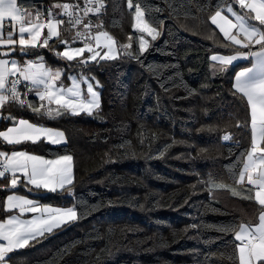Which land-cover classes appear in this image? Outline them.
Returning <instances> with one entry per match:
<instances>
[{"label": "trees", "instance_id": "obj_1", "mask_svg": "<svg viewBox=\"0 0 264 264\" xmlns=\"http://www.w3.org/2000/svg\"><path fill=\"white\" fill-rule=\"evenodd\" d=\"M63 1L24 0L45 14ZM133 2L141 4L146 18L162 21L157 40L146 36L153 47L144 54L143 64L123 58L82 67L56 55L62 47L58 42H49L52 50L39 49L50 66L64 68L65 82L70 74L99 78V120L84 113L50 119L6 105L7 116L64 131V144L41 140L0 145L8 152L28 150L47 158L72 155L74 196L34 197L41 204L75 203L81 215L47 239L14 252L11 264H232L228 255L233 234L209 225L258 219L257 202L208 182L211 178L236 184L232 175L237 159L250 148L252 137L250 122L248 127H236L247 112L229 91L233 68L226 75L218 62L210 60L225 40L207 18V0ZM106 3L104 28L119 44L131 36L136 48L138 33L127 0ZM65 30L62 25L66 35ZM30 100L38 106L37 98ZM10 123L7 120L2 127ZM226 133L232 140L223 141ZM5 183L1 178L0 184ZM16 190L27 192L22 187ZM9 192L0 188L1 219L7 216L4 203Z\"/></svg>", "mask_w": 264, "mask_h": 264}, {"label": "snow or ice", "instance_id": "obj_2", "mask_svg": "<svg viewBox=\"0 0 264 264\" xmlns=\"http://www.w3.org/2000/svg\"><path fill=\"white\" fill-rule=\"evenodd\" d=\"M54 7L61 11L54 13L50 8L45 15L24 0H0V110H5L6 105L16 104L41 117L53 119L65 114L91 116L101 106L100 92L94 87V84L99 86V81L81 73L79 78L70 76L71 86L65 87L61 80L64 69L47 66L38 54L39 49L52 50L49 42H58L65 47L56 55L69 64L77 61L82 67L89 62L99 65L123 58L143 64L144 54L153 47L146 36L155 41L161 35L158 27L162 21L146 18L145 9L133 0H127V9L133 14L132 27L138 33L136 48H133L131 36L127 43L118 45L107 31L98 30L92 35L93 27L102 28V22L93 25L86 18L90 13L99 18L106 11L105 0H84L83 7L79 3L56 4ZM206 7L207 18L223 34V47L229 50L226 55L211 54L210 60L218 61L219 71L226 75L229 67L233 66L229 91L241 101V107L247 112L243 121H237L236 127H248L250 122L251 128L250 148L238 157L232 179L241 186L245 183L250 185L247 189L249 194L243 199L254 200L260 206L257 220L209 227L220 233L233 234L228 255L232 264H264V0H216L215 4L207 0ZM61 17L68 18L71 28L82 25L83 30H77L70 37L62 34L61 26L65 19ZM77 40L83 41L82 47L72 46ZM13 53L20 58L14 57ZM33 54L36 59L28 58ZM240 61L247 62L249 66L241 67L237 63ZM82 83L87 85L86 94ZM29 94L37 98L39 106L27 98ZM4 118L12 121L11 126L0 131V139L6 144L36 143L41 139L53 145L66 142L63 131L28 119H17L11 114ZM232 138L230 133L222 137L223 141ZM0 178L7 180V183L0 184V188L11 192L4 203L6 219L0 220V264H10L12 257L9 254L13 251L28 247L30 242L39 243L81 218L75 203L66 207L41 204L38 199L15 191L22 187L33 196L42 193L74 196V163L70 154L47 159L26 151H0ZM208 182L214 188L230 187L211 178ZM230 191L233 196H241L235 188H230ZM209 194L215 199L212 188ZM212 211L220 209L212 208ZM28 214L30 218H24Z\"/></svg>", "mask_w": 264, "mask_h": 264}, {"label": "crops", "instance_id": "obj_3", "mask_svg": "<svg viewBox=\"0 0 264 264\" xmlns=\"http://www.w3.org/2000/svg\"><path fill=\"white\" fill-rule=\"evenodd\" d=\"M54 11V13H55V10H53ZM59 11H60V9H59ZM61 29H62V26H61ZM45 32H46V30H45ZM42 38H43V36H42ZM40 49H42V48H40ZM227 54H229V52L227 53ZM14 57H17V58H20L19 56H18V54L17 53H13L12 54ZM42 57H44L43 58V61L46 63V65L47 66H50L49 65V63H48V61H47V59H46V57L44 56V55H41ZM28 58H30V59H36V56L35 55H31V56H29ZM237 63H239L240 65H241V67H243V66H249V65H247V62H244V61H240V62H237ZM50 67H52V66H50ZM54 68V67H53ZM230 68V67H229ZM237 70H239V69H237ZM79 75V74H78ZM77 75V76H78ZM74 76H76V75H74ZM61 80L63 81V83H64V86L65 87H67L68 86V84H69V82H70V85H71V83H72V81H71V79H69V81L68 82H65V80H64V75L61 77ZM81 87H82V90L85 92V94H86V86H85V84H81ZM31 97H35L33 94H31ZM36 98V97H35ZM39 106V105H38ZM5 109H7V108H5ZM43 111H44V109H42ZM4 117H7V114H5V110H0V131H3V130H5L7 127H9V126H11L12 125V121H11V123L8 125V126H6V127H2L3 125H4V122L5 121H7ZM20 118H23V119H28L30 122H33L32 120H30L29 118H26V117H20ZM20 118H18V119H20ZM33 123H37V122H33ZM37 124H41V125H43V126H45V127H50V126H48V125H46V124H44V123H37ZM50 128H54V129H57V128H55V127H50ZM57 130H59V131H63V130H60V129H57ZM64 132V131H63ZM64 135H65V133H64ZM65 138H66V141H67V137H66V135H65ZM42 141H45L44 139H41ZM40 140V141H41ZM39 142V141H38ZM47 142V141H46ZM0 143H4L5 145H9V144H6L2 139H0ZM24 143H32V142H24ZM67 143V142H66ZM64 144V143H63ZM7 147V146H6ZM6 147L5 148H3V147H1V145H0V151H7L6 150ZM17 151H26V152H28V153H30V154H34V155H38V156H42V155H40V154H38V153H35V152H31V151H28V150H17ZM9 153H11V152H9ZM45 158H47V157H45ZM47 159H52V158H47ZM73 163H74V161H73ZM1 179V178H0ZM249 187H251L250 185H247L246 183H245V185H243V186H241V185H239V184H234L233 186H231V187H229V189L230 188H235L238 192H240L241 193V196H239V197H243V196H246V195H248L249 193H248V191H247V189L249 188ZM16 192H17V194H20V195H27V196H29V198H32V199H36L33 195H31L30 193H28V192H25V191H23V190H15ZM9 194H11V192H9L7 195H9ZM252 195L254 196V190H253V192H252ZM6 199V198H5ZM258 203V202H257ZM53 206H58V205H53ZM62 207H65V206H62ZM24 218H30V214H28V215H26ZM4 219H6V217L4 218ZM0 220H2L1 218H0ZM32 242H30V244H31ZM16 251H18V250H15V251H13L12 253H10L9 255L10 256H12L13 255V253L14 252H16ZM10 264H11V261H10Z\"/></svg>", "mask_w": 264, "mask_h": 264}, {"label": "built area", "instance_id": "obj_4", "mask_svg": "<svg viewBox=\"0 0 264 264\" xmlns=\"http://www.w3.org/2000/svg\"><path fill=\"white\" fill-rule=\"evenodd\" d=\"M63 3H79L81 7L84 6V0H65ZM105 3H106V1H105ZM106 13H107V3H106V11L102 15H100L99 18H97V16L95 14L90 13L86 19L91 20L92 24L96 25V24L103 22V20L106 16ZM62 18L65 19V24H66L67 28L71 29L70 31H68L67 36L70 37V36L74 35L77 30H83L82 25L77 26V28H71V25L68 23V18L67 17H62ZM97 30L98 29L93 27L92 35H94ZM72 45H83V41L77 40V41L73 42ZM30 97H31V94H29V96L27 98L30 99ZM6 175H8V174H6Z\"/></svg>", "mask_w": 264, "mask_h": 264}, {"label": "rangeland", "instance_id": "obj_5", "mask_svg": "<svg viewBox=\"0 0 264 264\" xmlns=\"http://www.w3.org/2000/svg\"><path fill=\"white\" fill-rule=\"evenodd\" d=\"M61 11V10H60ZM59 11V9H56L55 8V12H60ZM215 26V25H214ZM216 27V26H215ZM98 30H102V31H107L105 28H100V29H98ZM97 30V31H98ZM219 31V30H218ZM108 32V31H107ZM96 33V32H95ZM109 33V32H108ZM110 34V33H109ZM222 34V33H221ZM111 35V34H110ZM223 35V34H222ZM112 36V35H111ZM116 40V39H115ZM118 43V42H117ZM225 43V42H224ZM222 45H221V47H216V49H215V51L212 53V54H214V53H219V54H221V55H226L228 52H229V50L228 49H224L225 47H223V43H221ZM118 45H119V43H118ZM73 47H82L83 45H72ZM220 46V45H219ZM64 47L65 46H62L61 48H59L58 50H55V53L57 52V51H60V52H62L63 50H64ZM85 56H87L88 54L87 53H85L84 54ZM44 58V57H43ZM61 58V57H60ZM62 59V58H61ZM63 61H66V60H64V59H62ZM218 62V61H217ZM219 63V62H218ZM61 68H63V67H61ZM230 68H233V66H230ZM64 69V68H63ZM84 75H88V76H91V77H94L95 78V80H98L99 81V86L97 87V86H95V84H94V87H96V90L97 91H99L100 92V99H101V91H100V87H101V83H100V80H99V78L98 77H96V76H92V75H89V74H86V73H83ZM73 75H78V74H70L69 75V79H70V76H73ZM80 75L81 74H79L78 76H77V78H79L80 77ZM83 84H85V86H86V88H87V85H86V83H83ZM71 85H70V82H69V84H68V86L67 87H70ZM41 112H43V110L41 109ZM65 115H70V114H65ZM65 115H63V116H65ZM92 117H94L95 119H100V117H99V115H98V113H97V111L96 112H94L92 115H91ZM59 117H61V116H59ZM56 118H58V117H56ZM50 119H53V118H50ZM49 126V125H48ZM51 127V126H50ZM58 129V128H57ZM67 142V141H66ZM65 142V143H66ZM61 144H63V143H61ZM223 184H225V185H229V184H226V183H223ZM230 187L231 186H233V185H229Z\"/></svg>", "mask_w": 264, "mask_h": 264}]
</instances>
